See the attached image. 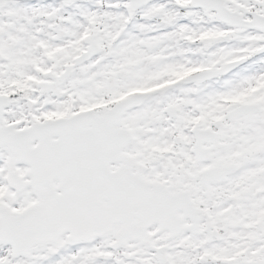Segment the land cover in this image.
Instances as JSON below:
<instances>
[{
  "label": "snow or ice",
  "instance_id": "1",
  "mask_svg": "<svg viewBox=\"0 0 264 264\" xmlns=\"http://www.w3.org/2000/svg\"><path fill=\"white\" fill-rule=\"evenodd\" d=\"M0 264H264V0H0Z\"/></svg>",
  "mask_w": 264,
  "mask_h": 264
}]
</instances>
